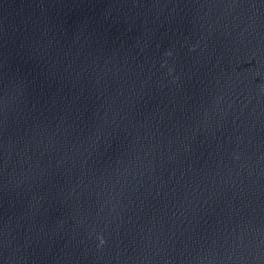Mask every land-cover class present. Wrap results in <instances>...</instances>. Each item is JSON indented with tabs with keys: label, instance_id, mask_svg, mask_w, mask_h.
<instances>
[{
	"label": "water",
	"instance_id": "95a60500",
	"mask_svg": "<svg viewBox=\"0 0 264 264\" xmlns=\"http://www.w3.org/2000/svg\"><path fill=\"white\" fill-rule=\"evenodd\" d=\"M0 264H264V154L143 0H0Z\"/></svg>",
	"mask_w": 264,
	"mask_h": 264
},
{
	"label": "clouds",
	"instance_id": "9594fccd",
	"mask_svg": "<svg viewBox=\"0 0 264 264\" xmlns=\"http://www.w3.org/2000/svg\"><path fill=\"white\" fill-rule=\"evenodd\" d=\"M101 243H103V241H101Z\"/></svg>",
	"mask_w": 264,
	"mask_h": 264
}]
</instances>
